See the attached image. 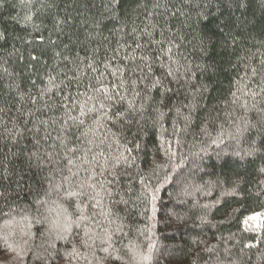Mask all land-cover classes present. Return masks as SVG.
<instances>
[{
	"label": "trees",
	"instance_id": "trees-1",
	"mask_svg": "<svg viewBox=\"0 0 264 264\" xmlns=\"http://www.w3.org/2000/svg\"><path fill=\"white\" fill-rule=\"evenodd\" d=\"M162 47H172V58L184 66L180 71L191 68L195 74L189 83L193 92L199 88L202 93L199 106L187 126L174 112L162 125L153 124L155 113L145 112L135 163L124 166L131 180L125 178L113 197L128 201L112 206L123 218V231L112 237L110 255L97 246L96 258L89 260L264 264V127L243 137L236 133L249 117L256 123L245 103L264 108V0H120L118 5L113 0H0V174L9 177L0 180L5 193L0 197V264H89L70 259L73 244L56 239V225L63 222L58 204L64 201L55 192L48 221L35 222V189L47 187L45 177L54 184L62 181L59 173H48L65 169L68 157L76 159L66 155L68 148L89 147L91 133H82L96 128V114L89 112L98 107L100 93L94 89H113L121 78H135L128 69L142 67L139 57L145 52L161 57L165 67L154 64L153 71L162 75L171 63L163 58ZM153 96L159 99L155 90ZM70 116L84 124L75 126ZM112 133L119 135L109 125L96 135L111 142ZM252 142L260 150L249 156L245 153ZM37 147L58 163L42 171L30 168L27 156ZM18 174L26 182L22 189L15 184ZM86 175L81 171V177ZM79 178H72L73 186ZM255 214L259 222L249 223ZM96 219L109 226L102 215Z\"/></svg>",
	"mask_w": 264,
	"mask_h": 264
},
{
	"label": "snow or ice",
	"instance_id": "snow-or-ice-1",
	"mask_svg": "<svg viewBox=\"0 0 264 264\" xmlns=\"http://www.w3.org/2000/svg\"><path fill=\"white\" fill-rule=\"evenodd\" d=\"M113 3L118 5L120 0H113ZM161 35L163 34L161 33ZM152 42L150 40L149 44ZM156 43L161 42L156 41ZM141 47L144 46L137 44V48ZM161 51L164 54L163 58L171 61V63L167 64V71L162 73V75L157 76L153 71L154 64L159 63L160 68L165 67V64L160 63L161 57L151 56L145 52L139 57L140 61L143 62V66L141 67V65L137 64L135 68L128 69L135 78H129L128 80L121 78L120 83L114 86L113 89H109L104 85L94 89L95 92L100 93V96L96 97L98 107L94 106V108L89 109V112L96 114L93 121L96 128H90L87 132L82 133L85 137H88L89 133H91L92 138L87 140L89 147L83 151L75 147L68 148L66 155L71 153L72 156H76V159L67 158L65 164L67 175L64 174L65 169L58 167L50 169L48 176H51L53 171L57 172L62 176V181L54 184L51 179L45 177L47 187L41 184L40 187L35 189L38 197L34 204L36 215L33 219L38 224L49 219L47 215L51 211L49 205L50 203H56L55 201H50L53 192L64 201L58 204L60 209L58 216L63 217V222L57 223L55 232L56 239L68 240L73 244L72 252L69 253L70 259L80 258L91 264L89 256L96 258L95 248L97 246H100L101 250L109 255L110 249L115 248L112 237L115 232L123 231V218L119 215V211L112 210V206L120 203L127 204L128 201L123 199L116 200L113 197L120 194L122 181L125 178L131 180L124 166L131 167L135 163L133 152L138 151L141 147L138 141L144 132L142 121L145 120V112L155 113L156 115L152 122L153 124L161 125L164 117L168 113L174 112L187 126L191 123L192 115L199 106L197 95L202 93L199 88L195 92L192 91L193 85L189 81L194 78L195 74L192 73L191 68H185L184 71H180V68L184 66L180 65L179 60L172 58V47H162ZM135 59V57L132 58L133 61ZM174 64L177 67L174 68ZM137 69H139V75H136ZM112 74L115 75V72ZM51 82L50 78L49 83L51 84ZM121 88L125 90L124 94H121ZM183 88H188V91L182 92L181 89ZM154 90L159 93V99L153 96ZM129 92L132 95V99H128ZM43 95L44 92H41V96ZM181 96L184 97L183 100L180 99ZM89 99H92V97H89ZM253 99H255L254 95ZM185 100L188 102L185 103ZM33 103H35V100H33ZM244 107L247 112H254L256 123H250L252 117H249L243 128L237 127L236 133L239 137H243L245 133L258 126L264 127V108L257 107L255 103L251 107L245 103ZM162 108H167V112L162 111ZM184 110H187L186 114ZM3 111L4 109L0 108V112ZM81 114L87 115L83 110H81ZM69 119H72L77 127L84 124L82 119L71 116ZM241 119L244 118L242 117ZM109 125L117 128L119 132V135L112 133L111 142H108L107 136L96 135L99 129H107ZM129 136L131 137L130 139ZM121 137H123V142H121ZM57 139H60V137H57ZM39 143L37 140L36 144L39 145ZM64 144L65 141L61 139V145L63 146ZM114 145L116 146L115 151H112ZM105 147L110 152L108 156L105 155ZM121 149L123 150L121 151ZM259 150L255 142H252L245 154L251 156ZM81 151L82 154L77 156V153ZM236 155L239 156L240 153L237 152ZM27 160L30 168L39 171L49 165L58 163L53 159L52 153L41 155L38 147L35 151L28 154ZM77 160L79 163H77ZM73 168L76 170L73 171ZM81 171L87 173V175L81 177ZM73 177H80L76 181L75 186H73L72 182ZM8 178V176L0 174V180ZM15 184L18 189L25 187L26 182L23 174L17 175ZM126 191L130 192L131 187L129 186ZM4 195V192H0V197ZM152 199L155 200L154 195ZM105 200L111 201V205H105ZM94 207H100L105 210L100 213H90L89 209ZM70 208L72 209L71 211H69ZM97 215H102L109 226L106 227L104 223L97 220ZM74 216L75 219H73ZM117 221H120V223L117 224ZM81 224L85 225L83 229L80 228ZM111 225H116L114 230L111 229ZM73 226H75L77 231H73ZM96 229H99V231ZM52 231L53 229L50 228L49 232ZM81 232H83V235H81ZM76 241H79V243L77 244ZM104 245L107 246L104 247ZM52 246H54V242ZM80 247L87 249V253H81L79 251ZM149 247L152 246L150 245ZM115 259L120 260L121 257L116 256ZM144 259H149V257H144Z\"/></svg>",
	"mask_w": 264,
	"mask_h": 264
},
{
	"label": "rangeland",
	"instance_id": "rangeland-1",
	"mask_svg": "<svg viewBox=\"0 0 264 264\" xmlns=\"http://www.w3.org/2000/svg\"><path fill=\"white\" fill-rule=\"evenodd\" d=\"M259 218H260V215L259 214H255L250 220H249V223H258L259 222ZM9 252L11 250H8ZM15 255V252L13 251L10 256L13 257Z\"/></svg>",
	"mask_w": 264,
	"mask_h": 264
}]
</instances>
